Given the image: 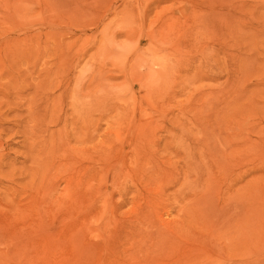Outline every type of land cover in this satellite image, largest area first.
Listing matches in <instances>:
<instances>
[{
	"label": "rangeland",
	"instance_id": "rangeland-1",
	"mask_svg": "<svg viewBox=\"0 0 264 264\" xmlns=\"http://www.w3.org/2000/svg\"><path fill=\"white\" fill-rule=\"evenodd\" d=\"M143 262L264 264V0H0V264Z\"/></svg>",
	"mask_w": 264,
	"mask_h": 264
},
{
	"label": "bare ground",
	"instance_id": "bare-ground-1",
	"mask_svg": "<svg viewBox=\"0 0 264 264\" xmlns=\"http://www.w3.org/2000/svg\"><path fill=\"white\" fill-rule=\"evenodd\" d=\"M227 210V209H226ZM203 211L202 210H200V211H198L197 213H196V217H197V219L199 220V222H201L203 225H205V226H207L206 225V219L208 220L209 218H207L209 215H206V214H203L202 213ZM146 216H147V214H145ZM222 216V217H221ZM221 216H216V217H214L215 218V221H216V223L219 221L218 219L219 218H221L222 220H224V222H228V221H231V220H229L230 218V216L228 217V214H225V213H223V214H221ZM140 218V217H139ZM143 218V217H142ZM150 219V218H149ZM140 220V219H139ZM144 220H145V218H144ZM204 221V222H203ZM211 221V220H210ZM214 221V222H215ZM145 222H140V221H137L136 223H134L133 224V228H135V231H136V228H139L140 227V225H143ZM215 223V224H216ZM230 223V222H229ZM208 224H209V222H208ZM225 224V223H224ZM224 224H222V225H224ZM210 225V224H209ZM208 225V226H209ZM218 225H220V224H218ZM131 226V225H130ZM216 226V225H215ZM155 227V231H156V234L154 235V236H149V237H147V239H149L150 241H153V240H157V239H159L158 240V242H161V238H166V237H173V239H175V237H183L182 236V233H183V231H184V229L181 227V225L179 224V223H162L161 221H159V223H157V225H155L154 226ZM134 230V229H133ZM132 230V231H133ZM195 230V229H194ZM199 230V229H198ZM199 231H197L196 233L194 232V234H193V237H197L198 236V234H200V233H198ZM139 234V233H138ZM133 235V234H132ZM195 235V236H194ZM139 237H141V239H139V241L140 242H142V239H143V235H138ZM135 237V236H134ZM127 238V237H126ZM198 238V237H197ZM129 239H130V237H129ZM133 239V238H132ZM184 239V238H183ZM128 240V239H127ZM167 240V239H166ZM176 240V239H175ZM181 240V239H180ZM132 241V240H131ZM183 241V240H182ZM184 241H186V244H187V240H184ZM129 242V241H128ZM134 242V245L133 244H131L130 245V247L129 248H123V252H122V254L123 255H125L126 253H128L129 251H133V250H135V249H140L138 252H134L133 254H131L130 256H133L134 254H138V255H142L141 254V248H139V242H135V241H133ZM144 242V241H143ZM131 243V242H130ZM143 244V243H142ZM188 245V244H187ZM150 249L152 248V247H149ZM153 248H155V246L153 247ZM177 248V247H176ZM120 250H121V248H120ZM125 250V251H124ZM196 249H194V248H189L188 246H186L185 248H184V251H183V254H182V256H181V258L182 259H180V254H181V248H180V252H179V256H178V258L180 259L179 260V262L181 261H186L187 263H191V261L193 260V256L195 255V253H196ZM186 253V254H185ZM121 254V253H120ZM149 254H151L150 252H147L146 254H145V256H148ZM176 254V253H175ZM144 255V254H143ZM196 256L197 255H195L194 256V258H196ZM129 257V256H128ZM144 256H141V259L143 258ZM226 262V261H225ZM221 263V262H220ZM226 263H228V261L226 262ZM142 264H148V263H142ZM180 264V263H179Z\"/></svg>",
	"mask_w": 264,
	"mask_h": 264
}]
</instances>
